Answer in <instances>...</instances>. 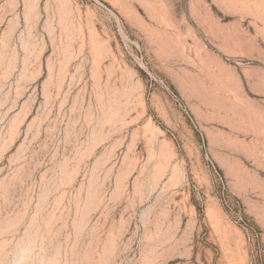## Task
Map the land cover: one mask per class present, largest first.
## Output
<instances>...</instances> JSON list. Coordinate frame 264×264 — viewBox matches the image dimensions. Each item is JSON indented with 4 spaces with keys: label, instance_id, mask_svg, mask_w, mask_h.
I'll return each mask as SVG.
<instances>
[{
    "label": "rangeland",
    "instance_id": "obj_1",
    "mask_svg": "<svg viewBox=\"0 0 264 264\" xmlns=\"http://www.w3.org/2000/svg\"><path fill=\"white\" fill-rule=\"evenodd\" d=\"M0 264H264V0H0Z\"/></svg>",
    "mask_w": 264,
    "mask_h": 264
},
{
    "label": "bare ground",
    "instance_id": "obj_2",
    "mask_svg": "<svg viewBox=\"0 0 264 264\" xmlns=\"http://www.w3.org/2000/svg\"><path fill=\"white\" fill-rule=\"evenodd\" d=\"M82 224V223H81ZM80 227V226H79Z\"/></svg>",
    "mask_w": 264,
    "mask_h": 264
}]
</instances>
